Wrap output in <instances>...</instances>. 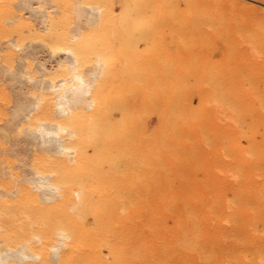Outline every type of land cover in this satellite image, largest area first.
Wrapping results in <instances>:
<instances>
[{
	"label": "bare ground",
	"instance_id": "6f19581e",
	"mask_svg": "<svg viewBox=\"0 0 264 264\" xmlns=\"http://www.w3.org/2000/svg\"><path fill=\"white\" fill-rule=\"evenodd\" d=\"M108 3L122 19L98 24ZM132 3L72 0L67 30L54 0L18 5L35 37L78 52L91 87L54 82L70 52L50 68L19 44L38 92L22 91L0 126V264H264V0ZM125 28L143 54L125 64L139 95L123 99L104 84L125 61Z\"/></svg>",
	"mask_w": 264,
	"mask_h": 264
},
{
	"label": "rangeland",
	"instance_id": "374dc122",
	"mask_svg": "<svg viewBox=\"0 0 264 264\" xmlns=\"http://www.w3.org/2000/svg\"><path fill=\"white\" fill-rule=\"evenodd\" d=\"M28 0H0V14L2 16V25L0 28V70L5 72V74L0 76V126L4 124L6 118L12 110V107L16 103L17 97L21 92H29V100L34 101L32 98V93L34 91L37 94L36 90V80L38 79H27L26 76H13L11 74H6L7 70L11 67L18 68L22 72L25 70H32L37 63V60L27 58L25 61H20L21 49L17 48V44H22L24 50H35L39 52L40 59H45L48 62V66L52 68L54 60L62 57L63 52L59 51L60 48H65L64 44H54L46 45L47 39H42L35 37L33 32L35 30L39 31L41 25L38 23V20L35 16H31L27 10H19L18 5L27 2ZM85 1V0H81ZM144 0H134L133 5H135L136 11L140 10L143 5ZM72 0H54V5L58 11V23L62 30H67L68 23L71 20V12L69 10V4ZM87 5V4H86ZM183 9V10H182ZM182 11V13H181ZM185 7L183 5L179 8V13L184 15ZM123 10L121 4H111L108 3L105 6V10L102 13V16L97 23H113L114 20L118 21L122 19ZM11 17L10 21H7L6 18ZM119 17V18H118ZM117 18V19H116ZM97 23H94L89 27L88 31L95 29ZM115 23V21H114ZM120 23H130V20H122ZM128 30L125 28V37L122 39L121 48L123 51V63L121 68L117 72H112L108 74V78L105 81V91L108 93L110 90H113V96L119 98H129L131 96L139 95V89L141 88L140 77L132 79L128 76L126 61H134L135 67H138L142 62L143 47L140 42L139 37L134 36L132 38L127 34ZM165 41L168 46L171 48V39L165 37ZM217 48V49H216ZM215 48V54L218 57V53L222 51V47L217 44ZM57 49V51H53ZM53 56V57H52ZM84 62L90 58L89 54L84 55ZM53 63V64H52ZM128 63V62H127ZM38 76V75H35ZM54 75L51 76L53 78ZM62 76H56L54 82L61 84L63 80ZM34 84V85H33ZM34 87H33V86ZM28 87V89H25ZM31 95V96H30ZM48 103L50 100L48 99ZM1 135V132H0ZM25 135L19 134L17 129H14L13 132V142L17 145V148H21L24 152L18 156L22 159V163L25 164V168L31 172L30 164L32 161V152L29 146L23 145ZM10 148V145H4L0 143V158L3 151H7ZM10 161H15L18 163L16 158L9 156Z\"/></svg>",
	"mask_w": 264,
	"mask_h": 264
},
{
	"label": "snow or ice",
	"instance_id": "6c2138e0",
	"mask_svg": "<svg viewBox=\"0 0 264 264\" xmlns=\"http://www.w3.org/2000/svg\"><path fill=\"white\" fill-rule=\"evenodd\" d=\"M40 8H43L44 5L41 4L39 5ZM17 48H20L21 45H16ZM59 51L63 52V51H68L71 53V55L73 57L76 58L75 63L70 64L65 71L64 76H62L61 78L63 79V83H64V87L65 89L70 88L72 90V92L74 94L78 93V92H83V90L85 89H89L91 87L90 82L86 81V75L85 72L82 71L81 69V60H80V55L78 54V52L74 51L71 48H60L58 49ZM53 51H57V49H53ZM61 67L63 68L64 65L62 64ZM14 71V70H13ZM24 75L27 77V79L32 80V74L30 70H25ZM55 90V89H54ZM60 131L61 132H66L68 131V129L64 126L60 127ZM59 134V133H57ZM38 260V258H37Z\"/></svg>",
	"mask_w": 264,
	"mask_h": 264
}]
</instances>
